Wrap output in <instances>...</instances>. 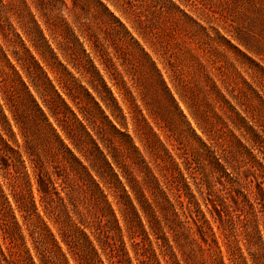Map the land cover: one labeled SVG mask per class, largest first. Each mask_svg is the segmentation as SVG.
Instances as JSON below:
<instances>
[{
  "label": "rangeland",
  "instance_id": "1",
  "mask_svg": "<svg viewBox=\"0 0 264 264\" xmlns=\"http://www.w3.org/2000/svg\"><path fill=\"white\" fill-rule=\"evenodd\" d=\"M263 6L264 0H0V264H42L45 260L78 264L67 244L77 242L80 250L84 244L81 232L88 235L103 264H109L93 230L85 227L86 221L94 223L95 208L87 206L74 172L67 169L71 160L59 150L29 95L64 145L87 166L43 102L57 105L47 79L64 104L82 119L71 97L90 108L81 88L91 92L86 82L93 67L126 117V129L113 123L132 137L133 146L153 173L175 175L176 166L188 177L180 156L195 152L197 143L189 128L206 140L198 126L217 138L223 123L233 129L227 115L252 116L264 125ZM235 38L244 39L249 50ZM156 72L178 110L169 104ZM55 107L58 119L70 118L59 104ZM222 130L226 133L218 142L232 143L227 129ZM186 180L199 198L192 181ZM100 187L123 227L111 194ZM67 192L75 206L65 197ZM200 208L209 221L202 203ZM190 226L189 237L198 239L195 225ZM210 226L222 264H232L224 234L215 224ZM176 232L167 234L174 246L172 257L168 250L162 257L158 247L152 246L161 264H166L164 260L174 264L172 258L179 264H217L218 257L187 244L185 230ZM173 234H180L179 249ZM205 239L210 242V233ZM239 239L233 242L230 237L231 246L238 247L242 257L236 251L234 260L255 264ZM123 240L127 256L137 264L125 230ZM182 252L190 258L184 260ZM259 264H264V257Z\"/></svg>",
  "mask_w": 264,
  "mask_h": 264
},
{
  "label": "trees",
  "instance_id": "2",
  "mask_svg": "<svg viewBox=\"0 0 264 264\" xmlns=\"http://www.w3.org/2000/svg\"><path fill=\"white\" fill-rule=\"evenodd\" d=\"M261 9L264 11V6ZM262 22L264 24V20ZM235 40L249 50L244 39L235 38ZM90 71L92 75L86 84L91 92L82 88L81 90L91 109L82 106L78 98L71 97L82 119L64 104L63 99L43 76L46 85L55 95L54 101L62 107L63 114L69 113L70 118L58 119L56 103L45 100L44 106L56 121L65 139L81 155L87 166L79 162L76 154L64 145L58 133L51 128L48 117L40 110L34 98L29 96L32 106L40 114L41 122L54 134L59 150L71 160L72 164L67 166V169L71 173L74 172L76 185L79 184L78 188L87 197V206L93 205L95 208L97 216L94 223L86 221L89 224H85V227L93 230L94 240L109 264H132L126 253L124 230L137 264H161L152 246L154 244L158 247L162 257H165L166 250L171 252L169 255L172 257L174 246L169 244L167 234L177 233L178 228L186 231L187 244L195 245L199 252H208L215 258L218 257L217 264H222L221 250L213 237L215 233L210 224H215L221 234H224L223 243L227 249L228 260L232 264H237L233 258L236 251L238 256L242 257L239 248L231 246L230 237H233V242L240 237L238 241H242L253 262L259 264L260 258L264 257V125L252 116L227 115L233 129H228L226 127L228 124L223 123V127L217 131V138L198 126L206 140L198 137L189 128L190 134L197 143L195 152L192 156L186 153L180 156L188 177L174 166L175 175L159 174V178L144 161L142 154L133 146L132 137L126 132L119 131L113 123L115 121L120 128L126 129V117L117 106L112 93L93 67ZM157 76L169 104L173 109L178 110L176 101L165 86V82L159 74ZM220 100L230 107L224 97L220 96ZM222 128L227 129V134L234 140L232 143L223 145L218 142L219 136L226 133ZM233 130L238 132V135ZM154 167L157 168L156 165ZM187 178L196 187L199 198H195ZM40 182L44 189L48 188L41 178ZM100 185L111 194L123 227H120L115 217L116 213ZM65 197L75 206L76 202L69 192ZM200 203L210 216L209 221L206 220ZM190 223L195 225L198 239L202 244L197 238L194 240L189 237L192 230ZM224 229H227V234L224 233ZM112 233L116 234L114 239ZM208 233H210L209 243L205 239ZM175 235H172V241L179 249L180 234ZM81 237L84 244L80 250L78 243L71 241L72 237L70 242L73 244H67L71 252L77 256V263L103 264L99 258V251L95 249L88 235L81 232ZM137 238L139 241H136ZM116 242H119V247L116 246ZM77 249L78 255L75 254ZM181 256L184 260L186 257L190 258L185 252H182ZM166 261L168 260H164L168 264ZM171 261L179 264L174 258ZM41 263L49 264L46 260Z\"/></svg>",
  "mask_w": 264,
  "mask_h": 264
}]
</instances>
